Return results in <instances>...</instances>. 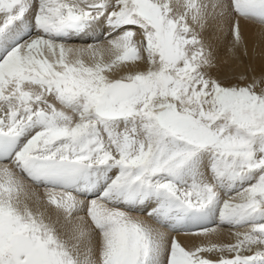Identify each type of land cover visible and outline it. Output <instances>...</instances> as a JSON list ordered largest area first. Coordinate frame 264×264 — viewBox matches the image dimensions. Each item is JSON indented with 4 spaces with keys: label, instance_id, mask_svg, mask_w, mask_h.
I'll use <instances>...</instances> for the list:
<instances>
[{
    "label": "snow or ice",
    "instance_id": "obj_1",
    "mask_svg": "<svg viewBox=\"0 0 264 264\" xmlns=\"http://www.w3.org/2000/svg\"><path fill=\"white\" fill-rule=\"evenodd\" d=\"M218 18L247 55L264 0H0V264H264V70L219 75Z\"/></svg>",
    "mask_w": 264,
    "mask_h": 264
},
{
    "label": "bare ground",
    "instance_id": "obj_2",
    "mask_svg": "<svg viewBox=\"0 0 264 264\" xmlns=\"http://www.w3.org/2000/svg\"><path fill=\"white\" fill-rule=\"evenodd\" d=\"M242 26V36L244 38L245 46L247 49V55L244 54L245 48L241 47L237 51V57H233L229 54L228 49L232 46L233 37L230 31V24L224 20L218 18L217 20L210 23V26L204 31L203 37L206 43L213 45L223 59L221 62L220 73L221 77L229 76L232 77V82H240L242 84H247L251 81L253 74L257 76L262 70H264V27L241 22ZM96 37H100L103 42V37L98 33L95 34ZM74 46H84L87 43H93L92 40L81 41V42H69ZM107 59V57H106ZM129 70H136L132 68H121L116 70L117 75H123ZM139 70H144V65L141 63ZM247 75L248 80L237 81V78ZM9 167H15L11 163H7ZM22 180L24 181L25 188L29 192L35 190L43 197L45 195L44 189L37 188L36 185L29 182L19 173ZM78 215H86L85 212L78 213ZM133 217L140 218L146 224L152 227H158L154 222L147 218L144 214H132ZM167 231V230H165ZM243 231V230H241ZM170 238L173 237L169 234ZM175 238L181 243L182 246L192 249L199 246H206L209 243L214 244H232L236 242V237L233 235V230L224 229L219 231L218 234L210 236H191V235H177ZM207 258L212 260H217L220 257V253L208 254L204 253ZM225 256H230L229 253H224Z\"/></svg>",
    "mask_w": 264,
    "mask_h": 264
},
{
    "label": "rangeland",
    "instance_id": "obj_3",
    "mask_svg": "<svg viewBox=\"0 0 264 264\" xmlns=\"http://www.w3.org/2000/svg\"><path fill=\"white\" fill-rule=\"evenodd\" d=\"M23 176V175H22Z\"/></svg>",
    "mask_w": 264,
    "mask_h": 264
}]
</instances>
